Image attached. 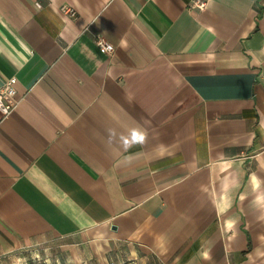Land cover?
<instances>
[{"label":"crops","instance_id":"crops-1","mask_svg":"<svg viewBox=\"0 0 264 264\" xmlns=\"http://www.w3.org/2000/svg\"><path fill=\"white\" fill-rule=\"evenodd\" d=\"M193 1L0 0V264H264V0Z\"/></svg>","mask_w":264,"mask_h":264},{"label":"built area","instance_id":"built-area-1","mask_svg":"<svg viewBox=\"0 0 264 264\" xmlns=\"http://www.w3.org/2000/svg\"><path fill=\"white\" fill-rule=\"evenodd\" d=\"M191 6L196 7L198 9H203L205 3L199 0H195L192 2ZM61 11L64 14L74 16V12L68 7H62ZM95 45L98 50L103 54H109L113 51V46L102 38H97L95 40ZM15 83L16 79L10 78L0 88V120L7 118L18 104L14 87Z\"/></svg>","mask_w":264,"mask_h":264},{"label":"clouds","instance_id":"clouds-1","mask_svg":"<svg viewBox=\"0 0 264 264\" xmlns=\"http://www.w3.org/2000/svg\"><path fill=\"white\" fill-rule=\"evenodd\" d=\"M143 140V135H141V141ZM127 143V142H126Z\"/></svg>","mask_w":264,"mask_h":264}]
</instances>
